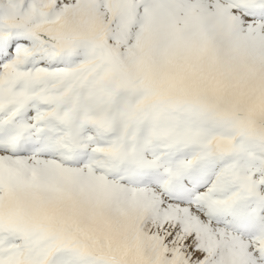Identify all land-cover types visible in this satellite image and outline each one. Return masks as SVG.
<instances>
[{
	"label": "snow or ice",
	"instance_id": "6c2138e0",
	"mask_svg": "<svg viewBox=\"0 0 264 264\" xmlns=\"http://www.w3.org/2000/svg\"><path fill=\"white\" fill-rule=\"evenodd\" d=\"M0 264H264V0H0Z\"/></svg>",
	"mask_w": 264,
	"mask_h": 264
}]
</instances>
